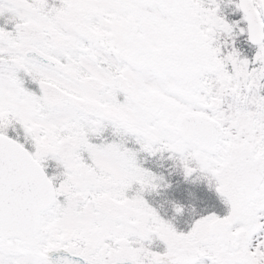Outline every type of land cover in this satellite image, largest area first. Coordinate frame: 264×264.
<instances>
[{
  "label": "snow or ice",
  "instance_id": "snow-or-ice-1",
  "mask_svg": "<svg viewBox=\"0 0 264 264\" xmlns=\"http://www.w3.org/2000/svg\"><path fill=\"white\" fill-rule=\"evenodd\" d=\"M164 153L227 214L162 215ZM205 259L264 264V0H0V264Z\"/></svg>",
  "mask_w": 264,
  "mask_h": 264
},
{
  "label": "trees",
  "instance_id": "trees-1",
  "mask_svg": "<svg viewBox=\"0 0 264 264\" xmlns=\"http://www.w3.org/2000/svg\"><path fill=\"white\" fill-rule=\"evenodd\" d=\"M168 156L169 154L164 153L163 158L159 155L152 158L143 157L147 160L143 165L145 168L152 170L157 175H163L166 181L172 185L171 188H162L160 193L156 194L152 200L153 206L157 207L166 218H171L175 214L173 203L182 205L185 209L184 213L198 211L200 207L206 209L207 205H203L201 202L207 201L210 205L212 200L209 191L203 187L206 182L197 181L194 175L189 180H185L182 169L176 167V162L168 159ZM158 201L160 202L158 203ZM222 210L224 207L221 206L220 211L222 212ZM181 218V216L177 217V225H183Z\"/></svg>",
  "mask_w": 264,
  "mask_h": 264
},
{
  "label": "rangeland",
  "instance_id": "rangeland-1",
  "mask_svg": "<svg viewBox=\"0 0 264 264\" xmlns=\"http://www.w3.org/2000/svg\"><path fill=\"white\" fill-rule=\"evenodd\" d=\"M223 7V6H222ZM227 13H229V16L231 15V13L233 12V9L232 8H226V10H225ZM226 13V14H227ZM235 18V20H239L240 18H238V17H234ZM149 195V194H148ZM210 261H208L207 259H205V261H204V264H210L209 263Z\"/></svg>",
  "mask_w": 264,
  "mask_h": 264
},
{
  "label": "flooded vegetation",
  "instance_id": "flooded-vegetation-1",
  "mask_svg": "<svg viewBox=\"0 0 264 264\" xmlns=\"http://www.w3.org/2000/svg\"><path fill=\"white\" fill-rule=\"evenodd\" d=\"M217 197H218V194H215V198L217 199ZM215 205H216V203H214ZM213 214H217L218 215V208L217 207H215V209L213 210ZM207 215H209V214H207ZM201 218V217H200ZM210 263V262H209Z\"/></svg>",
  "mask_w": 264,
  "mask_h": 264
},
{
  "label": "clouds",
  "instance_id": "clouds-1",
  "mask_svg": "<svg viewBox=\"0 0 264 264\" xmlns=\"http://www.w3.org/2000/svg\"><path fill=\"white\" fill-rule=\"evenodd\" d=\"M201 179H205V180H207L206 178H204V177H201V176H197L196 177V180L198 181V180H201ZM208 181V180H207ZM208 183H209V181H208ZM193 211H195V209H193Z\"/></svg>",
  "mask_w": 264,
  "mask_h": 264
},
{
  "label": "water",
  "instance_id": "water-1",
  "mask_svg": "<svg viewBox=\"0 0 264 264\" xmlns=\"http://www.w3.org/2000/svg\"><path fill=\"white\" fill-rule=\"evenodd\" d=\"M53 255V258L56 259L58 258L61 254H52Z\"/></svg>",
  "mask_w": 264,
  "mask_h": 264
}]
</instances>
